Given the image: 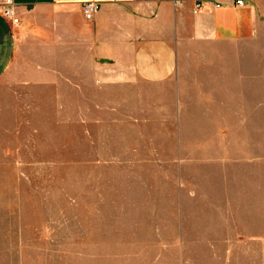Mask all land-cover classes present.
<instances>
[{
    "label": "rangeland",
    "instance_id": "374dc122",
    "mask_svg": "<svg viewBox=\"0 0 264 264\" xmlns=\"http://www.w3.org/2000/svg\"><path fill=\"white\" fill-rule=\"evenodd\" d=\"M233 72L177 120L170 96H0V264H264V96Z\"/></svg>",
    "mask_w": 264,
    "mask_h": 264
},
{
    "label": "crops",
    "instance_id": "0c3cea01",
    "mask_svg": "<svg viewBox=\"0 0 264 264\" xmlns=\"http://www.w3.org/2000/svg\"><path fill=\"white\" fill-rule=\"evenodd\" d=\"M13 2L18 24L0 15V96L31 86L32 96H92L98 109L104 96H170L177 120L180 96H234L237 65L244 96H264V0ZM254 54L262 61H247Z\"/></svg>",
    "mask_w": 264,
    "mask_h": 264
},
{
    "label": "built area",
    "instance_id": "2783aa9c",
    "mask_svg": "<svg viewBox=\"0 0 264 264\" xmlns=\"http://www.w3.org/2000/svg\"><path fill=\"white\" fill-rule=\"evenodd\" d=\"M174 4L176 6H180L184 0H173ZM214 8H219L221 7V4L219 2H209ZM237 5H242L243 0H236ZM204 7V2H197L195 4V10L199 11ZM97 4L93 1L91 2H85L82 4V15L85 20L91 21L96 12H97ZM0 15L2 18L6 21L9 22L11 25L16 26L18 24V18L15 15V4L13 0H3L0 8Z\"/></svg>",
    "mask_w": 264,
    "mask_h": 264
}]
</instances>
